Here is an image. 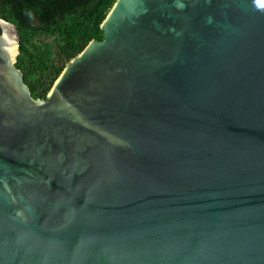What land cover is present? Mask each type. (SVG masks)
I'll return each instance as SVG.
<instances>
[{
  "label": "water",
  "instance_id": "1",
  "mask_svg": "<svg viewBox=\"0 0 264 264\" xmlns=\"http://www.w3.org/2000/svg\"><path fill=\"white\" fill-rule=\"evenodd\" d=\"M45 98L0 18V264H264V0H116Z\"/></svg>",
  "mask_w": 264,
  "mask_h": 264
},
{
  "label": "trees",
  "instance_id": "2",
  "mask_svg": "<svg viewBox=\"0 0 264 264\" xmlns=\"http://www.w3.org/2000/svg\"><path fill=\"white\" fill-rule=\"evenodd\" d=\"M116 0H0L19 36L15 66L33 98H45L66 63L92 40Z\"/></svg>",
  "mask_w": 264,
  "mask_h": 264
}]
</instances>
